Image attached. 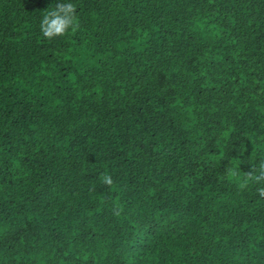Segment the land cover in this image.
<instances>
[{
	"label": "trees",
	"instance_id": "1",
	"mask_svg": "<svg viewBox=\"0 0 264 264\" xmlns=\"http://www.w3.org/2000/svg\"><path fill=\"white\" fill-rule=\"evenodd\" d=\"M57 2L0 0V264H264V0Z\"/></svg>",
	"mask_w": 264,
	"mask_h": 264
},
{
	"label": "clouds",
	"instance_id": "2",
	"mask_svg": "<svg viewBox=\"0 0 264 264\" xmlns=\"http://www.w3.org/2000/svg\"><path fill=\"white\" fill-rule=\"evenodd\" d=\"M77 9L72 0H60L54 6L46 8L39 25L43 37L52 40L75 32L79 28ZM101 182L111 186L113 179L110 174L105 173L101 176ZM249 183L255 184L258 196L264 198V160L252 165L251 170L245 174L243 187H247ZM115 214L118 215L119 211Z\"/></svg>",
	"mask_w": 264,
	"mask_h": 264
}]
</instances>
